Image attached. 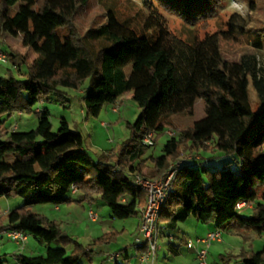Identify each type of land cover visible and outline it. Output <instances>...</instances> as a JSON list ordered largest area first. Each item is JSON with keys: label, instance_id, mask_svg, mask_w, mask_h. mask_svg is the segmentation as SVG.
Masks as SVG:
<instances>
[{"label": "trees", "instance_id": "1", "mask_svg": "<svg viewBox=\"0 0 264 264\" xmlns=\"http://www.w3.org/2000/svg\"><path fill=\"white\" fill-rule=\"evenodd\" d=\"M145 1L191 26L209 18L220 0ZM88 2L0 0V36L20 37L22 47L35 54L28 63L25 55L5 51L11 66L20 70L27 64L28 70L23 79L10 72L0 76V117L33 113L37 120L33 129L10 131L0 138V198L22 199V206L6 214L0 232L17 231L46 246L44 255L18 254V263L81 264L84 251L62 235L57 222L28 207L92 202L97 196L112 218L136 216L145 206L146 194L133 183L132 175L147 170L150 177L160 176L183 147L197 157L178 161L159 215L161 228L173 232L179 223L193 218L212 223L219 231L233 225L264 234V76L259 75L255 58L226 61L216 33L188 41L171 34L150 5L145 6L149 14L140 29L109 10L104 23L81 33L73 19ZM256 36L254 46L261 47L264 28ZM249 79L259 100L256 111L248 99ZM85 82L86 116L97 117L105 104H114L129 91L140 110L135 121L127 123L131 137L95 161L85 151L83 136L71 130L65 118L59 119L53 132L49 110L41 109L52 97L65 100L67 94L61 89L78 91ZM198 100L204 117L166 137L160 155L146 157L152 147L142 143L144 137L153 133L156 144L170 117L192 116ZM206 144L212 145L213 155L205 156ZM9 156L11 162L6 161ZM229 157L236 170L231 161L224 162ZM147 161L151 167L145 165ZM218 161L224 162L222 168L207 167ZM72 187L78 192L75 198L70 195ZM240 202L250 206L249 215L237 209ZM55 241L72 243L71 253L50 247ZM119 253L128 259L126 249ZM237 258L242 264H264V245Z\"/></svg>", "mask_w": 264, "mask_h": 264}, {"label": "rangeland", "instance_id": "2", "mask_svg": "<svg viewBox=\"0 0 264 264\" xmlns=\"http://www.w3.org/2000/svg\"><path fill=\"white\" fill-rule=\"evenodd\" d=\"M146 5H150L154 16L160 17L164 21L165 27L171 34L183 40L188 41L195 37L202 39L207 34L216 33L220 52L226 61L238 62L243 56L254 57L259 75L264 76V36L260 38L261 47H256L253 43L257 39L256 34L264 28V0H220L215 12L209 18L191 26L156 4L147 3L145 0H89L85 7L78 10L73 23L79 32L84 33L88 29L104 23L110 10L118 20H127L131 27L140 29L149 14L148 10L145 9ZM17 7L18 5L13 8L12 13L16 11ZM2 49L3 52L16 51L25 55L28 63L35 58L33 52L22 47L20 37L0 36V50L2 51ZM27 70V64L22 65L20 70H17L10 63H0V76H7L10 72L13 77L23 79ZM129 70L130 67L125 68L126 73ZM87 85L88 82H85L78 91L63 88L61 90L67 94L65 100H57V98L52 97L43 103L50 112L51 130L55 132L59 119L65 118L69 128L73 131H78L83 136L86 153L95 161L101 154L116 149L131 137L127 123H133L138 117L140 110L132 100V92L129 91L125 92L114 104H105L97 117L86 116L82 96L83 90ZM248 99L252 109L256 111L259 107V100L250 79ZM34 108L39 110L40 105ZM22 115L21 120L29 122V126H25L27 127L26 130L33 129L37 121L36 116L33 113H23ZM202 117H204L203 104L200 100L195 103L192 116L180 114L170 117V125L166 129L165 135L157 138L156 144L149 148L147 155L153 154L155 157L160 155L162 145L167 139L166 137L174 136V134L191 127L195 121ZM8 118L9 116L0 117V121L3 123V130L0 128V138L3 137L2 133L7 130L11 123V119ZM101 123L104 124L103 127H101ZM206 146L205 156L206 154L213 155L212 145L206 144ZM192 157H197V154L188 151L187 147L181 148L178 157L169 164L164 173L176 161ZM12 160V156L6 158L8 162ZM225 160L224 162L231 161L232 167L236 170V166L230 157ZM224 162H213L207 167L220 169ZM145 165L148 167L152 166L148 161ZM135 173L148 180H155L164 174L158 177H150V173L147 170H143L142 173ZM81 203L61 204L60 212H56L51 204H39L35 205L34 208L43 212L42 216L48 220L57 222L62 235L68 236L84 249V251L82 250L84 254L82 251L80 253L82 254L80 255L81 264H114V261H123L129 264L130 262L123 260L122 255L115 260L112 259L113 255L122 252L124 249H126L129 261L132 264H136L134 256L137 254L138 249L134 247V240L137 236L139 213L136 216L122 220L110 218L109 209L99 202L91 208L96 215V220L91 221L86 212L88 204L83 205V209L81 208ZM85 203L87 202L85 201ZM21 205L22 199L19 197L0 198V222L6 216L5 212L8 209L13 210ZM69 206L74 208L70 211L73 216L64 218V213L69 212L67 209ZM244 209L243 214L249 215L250 206ZM65 215L67 216V214ZM195 222L191 218L186 223L179 224L180 232L176 234L179 240L177 238L173 240L174 243L180 244L178 248L179 254L177 255H173L168 251L169 240L167 234H170V232L161 228L157 241L159 248L153 264H196L194 252L185 248V242L188 240L194 241L195 238L202 236L206 231L207 225L213 226V228L216 227L212 223L201 224ZM220 231L221 241L212 243L207 250L208 264H242L239 261L240 259L237 258L238 255L258 252L264 245L263 233L258 234L253 231H246L233 225L227 226ZM2 232H0V257L6 259L4 264H15L12 255L19 253L21 249L9 241ZM105 237L108 239L105 240ZM27 239L25 245L21 246L23 249L27 247L26 250H33L34 255L45 254L46 246L43 243H40L30 235H27ZM72 245V243L65 244L55 241L51 244V247H64L67 255H69L72 251ZM4 254L6 256H1Z\"/></svg>", "mask_w": 264, "mask_h": 264}, {"label": "built area", "instance_id": "3", "mask_svg": "<svg viewBox=\"0 0 264 264\" xmlns=\"http://www.w3.org/2000/svg\"><path fill=\"white\" fill-rule=\"evenodd\" d=\"M0 63H9L7 55L1 50ZM142 143L147 147H153L154 134H147L144 137ZM181 160L183 159H180L178 161ZM178 161H176L166 173L155 180H148L138 173H134L132 175L133 183L146 194L145 206L143 209H141L138 234L134 240V247L138 249L137 254L134 256L136 264H153V262L155 261V256L158 249L157 241L159 238V234L161 233L159 215L169 195V192L172 189L177 172L176 167L178 165ZM75 192L76 189L72 187L70 193L74 194ZM236 207L238 210H242L247 206L244 202H240ZM88 216L91 221L96 220V215L93 212H88ZM2 233L9 241L15 243L20 247V249H22L21 246L26 240V236L23 233L12 230H4ZM220 241L221 231L214 230L206 233L202 237L195 238L194 241H186L185 247L186 249L194 252L196 264H208V248L212 243H217ZM121 255V253L115 254L113 255L112 259L115 260ZM125 260V262H130L129 264H132L131 261H129L130 259Z\"/></svg>", "mask_w": 264, "mask_h": 264}, {"label": "crops", "instance_id": "4", "mask_svg": "<svg viewBox=\"0 0 264 264\" xmlns=\"http://www.w3.org/2000/svg\"><path fill=\"white\" fill-rule=\"evenodd\" d=\"M3 50V49H2ZM119 102H123V101H119ZM42 108H45V104L44 103H42L41 104V109ZM35 111H38V110H36L35 109ZM23 113H20V112H17V113H13L12 115H9V118L11 119V123L9 124V126H8V128H7V130H5L3 133H2V138H5V136H6V134H8L10 131H28V130H26V128L27 127H25L26 125L27 126H29V122L27 121V120H21V118H22V115ZM8 118V119H9ZM101 125V127H103V125L104 124H100ZM0 128H2V130H3V123L1 122V124H0ZM78 132V131H77ZM1 138V139H2ZM84 148H85V151H86V147H85V145H84ZM110 151V150H109ZM109 151H107L106 153H108ZM206 153V152H205ZM102 155V154H101ZM148 156H152V157H155L153 154H149V155H146V157H148ZM77 190H76V192L74 193V194H71L70 193V195H71V198H75L76 196H77ZM93 198H94V201H92V202H87V203H85V202H82L80 205H81V208H83L84 209V206L83 205H86V204H88V207H87V209H86V212L88 213V212H92V206L94 205V204H96V203H99L100 202V204L101 205H104V203L103 202H101L100 200H98L97 199V196H93ZM22 206V205H21ZM53 206V209L54 210H56V212H60L61 210H60V205H58V206H54V205H52ZM105 206V205H104ZM20 207V206H19ZM35 205H33V206H30V207H28L27 209H29L30 211H32L33 213H36V214H43V212H41L40 210H35ZM73 208V206H69L67 209L69 210V212H66V213H64V218H68V217H72L73 215L71 214V209ZM74 209V208H73ZM140 211H139V222H138V225H137V234H138V226H139V223H140V216H141V209H139ZM9 211H11V210H7L5 213L7 214ZM73 213V212H72ZM65 214H67V216L65 215ZM110 218H111V216H109ZM189 219H191V218H189ZM189 219H187L185 222H183V223H186L187 221H189ZM54 220V219H53ZM2 222H0V226H4L5 224H6V220H5V217H4V219H2L1 220ZM57 221V220H56ZM59 221V220H58ZM196 221V220H195ZM60 223H62L61 221H60ZM195 223H199V222H195ZM179 224H181V223H179ZM179 224L177 225V229L175 230V231H173V232H170V234H167V237H168V251L171 253V254H173V255H177V254H179V250H178V248L180 247V244H176V243H174V238H177L178 239V237L176 236V234H178V232H180V227H179ZM207 228H206V231L204 232V234L202 235V236H204L206 233H208V232H210V231H214V230H217L216 228H213V226H210V225H207L206 226ZM26 236V240L24 241V243H23V246L25 245V242H27V235H25ZM202 236H200V237H202ZM179 240V239H178ZM13 243V242H12ZM15 244V243H14ZM16 245V244H15ZM17 246V245H16ZM17 247H19V246H17ZM51 247V246H50ZM61 247V246H60ZM127 247V246H126ZM20 248V247H19ZM26 248L27 247H24V249H23V247H22V249L19 251V253H14L13 255H12V258H13V260L15 261V264H19L18 263V261H17V259H16V256L18 255V254H22V255H25V256H39V255H34V251L33 250H30V249H27L26 250ZM52 248H58V247H52ZM158 248H159V246H158ZM186 248V247H185ZM46 250V249H45ZM158 250V249H157ZM188 250V249H187ZM191 251V250H190ZM1 256H6V254H4V255H1ZM4 260V263L6 262V259H3ZM195 260V259H194ZM3 263V264H4Z\"/></svg>", "mask_w": 264, "mask_h": 264}]
</instances>
